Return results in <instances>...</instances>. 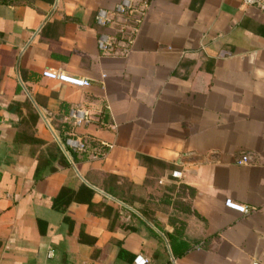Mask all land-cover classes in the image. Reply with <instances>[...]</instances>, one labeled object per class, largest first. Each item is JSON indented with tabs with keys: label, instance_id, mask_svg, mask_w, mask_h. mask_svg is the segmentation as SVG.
<instances>
[{
	"label": "crops",
	"instance_id": "crops-1",
	"mask_svg": "<svg viewBox=\"0 0 264 264\" xmlns=\"http://www.w3.org/2000/svg\"><path fill=\"white\" fill-rule=\"evenodd\" d=\"M129 1L0 0V264H264V13Z\"/></svg>",
	"mask_w": 264,
	"mask_h": 264
},
{
	"label": "built area",
	"instance_id": "built-area-1",
	"mask_svg": "<svg viewBox=\"0 0 264 264\" xmlns=\"http://www.w3.org/2000/svg\"><path fill=\"white\" fill-rule=\"evenodd\" d=\"M244 5L247 7H254L264 13V0H244ZM132 11V5L129 0H123L121 4L116 6V13L118 15H127ZM96 21L99 26L107 27L109 26L113 20L106 11H99L96 15ZM99 48L102 51H107L112 47L111 39L107 35H101L98 40ZM43 77L48 80L57 81L60 83L72 85L79 88H89L91 86V82L86 78L76 77L69 75L65 72L48 69L43 72ZM71 118L74 119L77 125H82L89 121V116L86 113H83L80 110H73L71 112ZM68 143L76 149L82 150L84 148L83 144L79 142H75L73 140H69ZM245 162L248 160L247 157L243 159ZM175 177L179 176V173H174ZM226 207L237 211L242 214H248L250 209L248 206L240 205L234 202L232 199H227Z\"/></svg>",
	"mask_w": 264,
	"mask_h": 264
},
{
	"label": "trees",
	"instance_id": "trees-1",
	"mask_svg": "<svg viewBox=\"0 0 264 264\" xmlns=\"http://www.w3.org/2000/svg\"><path fill=\"white\" fill-rule=\"evenodd\" d=\"M110 179H114V180H118V178L117 177H110Z\"/></svg>",
	"mask_w": 264,
	"mask_h": 264
}]
</instances>
